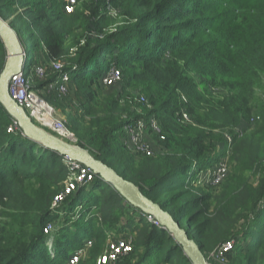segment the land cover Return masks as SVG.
<instances>
[{
    "label": "trees",
    "instance_id": "16d2710c",
    "mask_svg": "<svg viewBox=\"0 0 264 264\" xmlns=\"http://www.w3.org/2000/svg\"><path fill=\"white\" fill-rule=\"evenodd\" d=\"M66 5L67 0H0V16L11 23L26 49L29 45L33 88L47 91L42 96L49 103H56L58 96L60 104L70 103L67 126L77 144L168 210L207 259L233 239L227 254L246 252L247 264H259L264 256V205L253 211L254 218L240 236L230 230L221 236L222 217L207 214L203 207L213 185L196 195L204 185L196 183L200 172L221 163L241 135L234 134L223 148L212 143L217 111L203 114L200 109L203 102L214 106L219 99H208L193 76L197 73L208 86L227 91L223 103L231 124L254 113L255 87L264 75V0H76L73 12ZM113 13L123 18L116 27ZM80 29L87 35L84 41ZM56 56L65 60L62 71L52 67ZM7 57L0 38V73ZM39 66L44 78L36 73ZM113 67L121 71L125 86L144 87L153 109L144 106L146 114L130 112L127 118L117 114L120 95L102 90ZM63 73L69 76L66 93L57 88ZM182 94L187 102L180 100ZM183 107L189 112L197 109L200 126L186 123ZM151 116L159 120L161 139L157 138L167 157L155 163L151 158L158 168L137 174L136 155L125 160L118 133L125 134L126 124ZM14 122L0 103V203L8 200L12 210L6 213L12 221L10 231L0 224V264H67L86 240L92 242L89 262L97 264L114 232L137 236L133 251L119 264H192L166 229L148 221L97 176L53 208L70 176L63 156L25 136ZM76 207L81 209L76 218L66 220L70 225L60 223L52 254L47 244L52 230L46 233V228L63 216L64 208L71 212ZM122 216L126 219L116 223Z\"/></svg>",
    "mask_w": 264,
    "mask_h": 264
},
{
    "label": "rangeland",
    "instance_id": "374dc122",
    "mask_svg": "<svg viewBox=\"0 0 264 264\" xmlns=\"http://www.w3.org/2000/svg\"><path fill=\"white\" fill-rule=\"evenodd\" d=\"M76 7V5H75ZM73 8V11L75 9ZM114 15V22L112 24L113 27H116L120 25V23L123 21V18L119 16L117 13H113ZM9 22V21H8ZM79 35L83 34L82 40H85V36H87L83 29H80L78 31ZM82 41V42H83ZM44 47V46H43ZM46 53H50V50L48 48H45ZM41 53V52H40ZM27 54H28V60L25 65V70L28 72V64L31 60V51L29 49V45L27 47ZM57 57V56H56ZM53 59L51 63H61L65 64V60L63 58ZM113 69V68H112ZM109 74V73H107ZM193 76V75H192ZM195 76V77H194ZM193 76L195 82L199 86L200 91L208 98V99H219L214 106L210 103L203 102L201 105L203 106L202 109H200L201 113L209 112L212 110L217 111L215 114L213 121L215 124L214 128V137L212 143L215 145H218L220 148H223L224 142H230L234 134L241 135V139L239 142H236L235 144L229 145V151L227 152V155L223 157L222 161H224L227 165V174L224 177V179L221 181V183L217 185H213L210 190V196L206 199V204L203 205L207 210V214L218 216L220 215L222 217V234L221 236L226 233L227 231L235 232L236 235H241L244 231V229L247 227L249 222L254 218L253 211L258 208V206L261 207V205H264V128L258 129L259 124L264 125V75L261 77V80L258 82V84L255 87V95L253 97V105H254V113L250 114L249 116L242 115L240 118V122L237 125H233L230 123V110L224 105L223 101L225 97L227 96V91H225L222 88H212L211 86H208L202 76L195 73ZM134 85H128L125 86L123 82H116L113 85H106L103 83V92L107 94L112 95H120L121 101L120 105L117 109V114L119 116H122L123 118H127L128 114L130 112L134 113H147L146 111H143V107L145 106L147 111H150L153 109V105L149 99V95L146 93V90L143 86H139L141 88L133 89ZM37 89V88H35ZM67 89V87H66ZM38 90V89H37ZM46 90V89H45ZM39 91V90H38ZM68 92V91H67ZM40 95H46L48 94L47 91L40 90ZM182 97L180 100L182 102H187L188 99L184 96V94L181 95ZM43 97V96H42ZM59 100H57L56 103H49L55 110L54 118L59 120L63 125L68 127L69 119L68 115L70 113L69 106L70 103L67 106V103L64 102L63 104H60V101L62 98L58 96ZM55 104V105H54ZM183 112V119L186 121V123H193L196 125H199V122L197 120V109L192 111H187L186 108H182ZM187 115L184 117V115ZM141 119V118H140ZM132 124V123H131ZM126 124V125H131ZM125 125V126H126ZM200 126V125H199ZM70 130V128L68 127ZM159 129H160V123H159ZM49 132H51L54 135H57L56 133L52 132L49 129H46ZM76 140L72 139H65L60 136L63 140L67 142L77 143V137L75 133L70 130ZM122 131V130H121ZM119 132V140H123V144L125 145V148L121 144V147L123 149V157L125 156V160L130 159L132 155H136V163H135V170L140 174H144V172L154 171L155 167L158 168L157 165L150 163L149 160L152 158L155 161H159V159L166 158L167 157V151L163 148L161 143L159 142V139L157 136L160 137L161 130L160 131H154L153 129L145 128L141 131V134L143 136L144 143L150 145L151 153H142L137 152L136 148L132 144L131 141H128L127 135ZM161 139V137H160ZM120 143V142H119ZM64 157V156H63ZM67 171H69V163L64 159ZM217 165V164H216ZM216 165H213L210 168H204L202 172H200L201 179L199 178V181L196 183L200 184V182H203V187L197 188L196 195H201L206 191V187L209 183V178L211 177ZM156 170V169H155ZM77 175L75 174V177ZM70 177H74V174L71 172ZM78 181H80L78 179ZM68 182V181H67ZM83 183H80L77 185V189L80 185H86L87 183H84L86 181H80ZM66 183V182H65ZM63 183V187L65 185ZM62 187V188H63ZM76 189V190H77ZM75 190V191H76ZM74 191V192H75ZM207 193V195L209 194ZM65 201V200H64ZM63 201V202H64ZM9 201L6 200V202L0 203V224L6 225L7 229L10 231V226L12 221L10 220L9 216H6L8 212L12 211L11 208L7 205ZM62 203L59 205L61 207ZM202 207V206H201ZM81 207H76L71 212L66 211V208H64V212L61 211V214L63 215L60 218L53 220L54 225L56 224L59 230H56L53 233V236L57 238L58 234L61 232V224L64 222V225L69 226L70 222H66L67 219L71 218V216L74 215L76 218V214L79 213ZM62 210V209H61ZM126 219L125 216H122L120 220L116 223H121ZM148 219V218H147ZM150 221V219H148ZM152 222V221H151ZM130 234H127V232L119 233L116 232L111 233L108 240H107V248L108 250L109 245L114 243L118 240H125L131 241L132 244L137 240V236L133 235L130 236ZM85 251L86 253L83 254L79 261L76 264L81 263H87L90 264V256H89V249L92 246V242L90 240H86L85 242ZM168 247V244H166ZM76 251L72 252L74 254ZM132 252V251H131ZM130 252V253H131ZM216 249L213 250L208 257V260L214 264H247L248 263V256H246V252H244L242 255H239L235 252H229L226 253L224 257H217L215 256ZM124 255L121 257L120 260L116 264H119L121 260L126 258L130 255ZM70 255V257H71ZM67 261V264H72L70 262V258ZM259 264H264V256L261 258V260L258 262ZM98 264V263H97Z\"/></svg>",
    "mask_w": 264,
    "mask_h": 264
},
{
    "label": "water",
    "instance_id": "95a60500",
    "mask_svg": "<svg viewBox=\"0 0 264 264\" xmlns=\"http://www.w3.org/2000/svg\"><path fill=\"white\" fill-rule=\"evenodd\" d=\"M0 38L8 55L7 62L0 73V103L17 121L24 135L43 147L57 151L60 155L67 156L90 168L97 177L112 185L126 201L147 216H152L162 228L166 229L182 247L184 254L192 264H214L206 258L197 241L189 236L180 222L158 202L146 196L133 181L124 178L113 167L94 157L88 149L77 143L63 140L32 120L26 110L9 93L12 76L24 68L23 64L28 58L27 49L11 23L1 16ZM71 139L76 140L74 135Z\"/></svg>",
    "mask_w": 264,
    "mask_h": 264
},
{
    "label": "built area",
    "instance_id": "2783aa9c",
    "mask_svg": "<svg viewBox=\"0 0 264 264\" xmlns=\"http://www.w3.org/2000/svg\"><path fill=\"white\" fill-rule=\"evenodd\" d=\"M76 5V0H67L66 10L68 12H73V8ZM28 60V58H27ZM27 60L23 64V69L12 76L9 85V93L13 99H15L27 112V114L32 118V120L38 125L45 129H49L52 132L56 133L58 136L71 139L73 137L72 132L63 125L59 120L54 118V108L40 95L39 91L32 86V81L28 72L25 70V65ZM52 67L56 71H62L63 64L61 63H52ZM36 73L38 77L44 78L46 76L45 70L42 66L37 67ZM61 80L57 82V88L61 93L67 92V84L66 82L69 80V76L67 74H62L60 76ZM122 79V73L119 69L113 67L109 74H107L103 83L106 85H113L116 82H120ZM54 85L50 86L52 89ZM187 115L185 114L184 117ZM14 124L17 126L18 123L15 120ZM19 126V125H18ZM145 128L153 129L154 131H160L159 129V120L151 116L148 120L139 119L133 122L131 125H126L124 127V132L127 135L128 141H131L137 152L142 153H151L150 145L144 143L143 136L141 131ZM13 130V127L9 128V131ZM69 163V174L71 172L74 174V177L68 178V182L66 181L62 190L55 196L52 207L57 208L65 198L74 192L77 189V185L86 181L84 183L90 182L96 178V174L88 167L82 165L81 163L70 159L67 156L63 157ZM75 174L77 175L75 177ZM227 174V165L224 161L218 163L209 178V183L213 185H217L221 183L224 177ZM78 179L80 181H78ZM150 221L158 224V222L152 217L148 216ZM52 230V234L48 236L47 244L48 247L53 254L54 248V236L53 233L56 230H59L58 227H55L54 224H50L45 232L48 233ZM235 241L233 239L225 241L214 253L215 256L224 257V255L233 247ZM108 246V245H107ZM106 246V248H107ZM133 244L131 241L118 240L109 245V249L104 251L98 257V264H116L118 260L121 259L124 255L129 254L133 251ZM85 247V246H84ZM82 247L74 254L71 255L70 262L72 264H76L79 261V258L86 253L85 248Z\"/></svg>",
    "mask_w": 264,
    "mask_h": 264
}]
</instances>
